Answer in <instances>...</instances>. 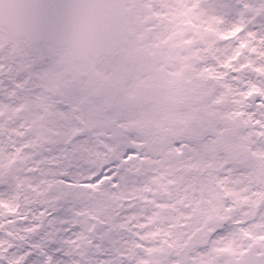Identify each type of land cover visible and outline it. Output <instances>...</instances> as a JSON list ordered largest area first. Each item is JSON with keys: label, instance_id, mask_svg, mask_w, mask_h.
<instances>
[{"label": "snow or ice", "instance_id": "obj_1", "mask_svg": "<svg viewBox=\"0 0 264 264\" xmlns=\"http://www.w3.org/2000/svg\"><path fill=\"white\" fill-rule=\"evenodd\" d=\"M0 264H264V0H0Z\"/></svg>", "mask_w": 264, "mask_h": 264}]
</instances>
